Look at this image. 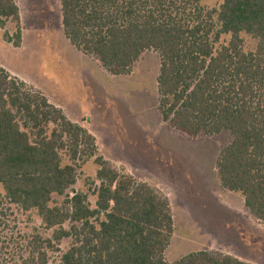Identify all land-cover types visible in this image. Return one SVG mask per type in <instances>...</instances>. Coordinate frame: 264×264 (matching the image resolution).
I'll use <instances>...</instances> for the list:
<instances>
[{
  "label": "trees",
  "instance_id": "16d2710c",
  "mask_svg": "<svg viewBox=\"0 0 264 264\" xmlns=\"http://www.w3.org/2000/svg\"><path fill=\"white\" fill-rule=\"evenodd\" d=\"M202 1L61 0V25L70 43L112 76L130 74L145 52L156 51L163 121L191 136L231 133L216 161L220 184L241 193L264 224V0H224L213 9ZM20 20L16 3L0 0V28ZM242 34L257 42L254 51H246ZM17 39L19 47L20 29ZM96 148L85 128L0 68V184L13 204L37 210L53 230L52 239L33 237L25 264H49L53 240L64 238L73 244L63 264H171L164 256L173 233L169 201ZM92 158L99 166L96 208L84 194L52 206L77 183V163ZM172 264L250 263L198 251Z\"/></svg>",
  "mask_w": 264,
  "mask_h": 264
},
{
  "label": "rangeland",
  "instance_id": "374dc122",
  "mask_svg": "<svg viewBox=\"0 0 264 264\" xmlns=\"http://www.w3.org/2000/svg\"><path fill=\"white\" fill-rule=\"evenodd\" d=\"M20 26L7 22L0 28V68L42 93L96 142V154L122 174L146 183L170 204L173 233L165 259L175 263L188 254L205 251L264 264V224L256 220L241 193L224 189L216 161L232 141L229 131L191 136L163 121L158 109L157 81L161 58L145 52L126 76L103 71L93 57L79 52L64 35L61 0H13ZM224 0H203L218 8ZM21 31V43L17 32ZM246 51L257 42L242 34ZM230 36H223L227 44ZM64 164L69 163L63 153ZM99 166L92 158L77 163V183L65 196H54L61 207L68 197L84 194L96 208ZM72 225L67 223L65 229ZM35 235L52 239L37 210L13 204L0 184V264H25ZM72 238L52 242L49 264H63Z\"/></svg>",
  "mask_w": 264,
  "mask_h": 264
},
{
  "label": "crops",
  "instance_id": "0c3cea01",
  "mask_svg": "<svg viewBox=\"0 0 264 264\" xmlns=\"http://www.w3.org/2000/svg\"><path fill=\"white\" fill-rule=\"evenodd\" d=\"M74 47V46H73ZM76 49V48H75ZM87 57H89V56H87ZM97 60V59H96ZM98 61V60H97ZM99 65H100V67H101V69H103V67L101 66V63L99 62ZM103 71H105L104 69H103ZM106 72V71H105ZM167 261V260H166ZM242 261V260H241ZM244 262V261H243Z\"/></svg>",
  "mask_w": 264,
  "mask_h": 264
}]
</instances>
